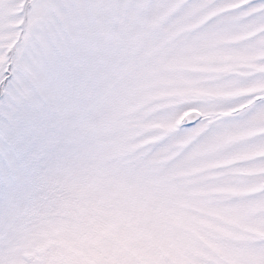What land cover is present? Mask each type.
I'll list each match as a JSON object with an SVG mask.
<instances>
[{
    "label": "snow or ice",
    "instance_id": "1",
    "mask_svg": "<svg viewBox=\"0 0 264 264\" xmlns=\"http://www.w3.org/2000/svg\"><path fill=\"white\" fill-rule=\"evenodd\" d=\"M235 3L16 0L15 40L0 41V264H237L241 250H206L204 242L210 232L232 235L226 225L237 221L264 233V167L257 182L243 189L229 187L225 170L213 174L223 179L207 185L253 193L237 202L247 206L244 214L229 205L200 207L194 214L189 209L206 204L193 199L202 194L199 186L171 178L186 174V154L236 123L233 117L212 120L201 101L177 103L152 143L108 168L92 165L102 145L100 117L112 111L121 90L162 76L206 36L232 26V17L256 10L244 22L264 23V0L227 7ZM195 20L202 21L198 28L183 30ZM190 108L200 115L181 120ZM258 108L264 98L240 116ZM173 156L171 165L161 163ZM68 161L76 163L69 167ZM33 219L39 228L32 247L58 242L40 261L23 260L17 246L22 222ZM253 248L264 264V237Z\"/></svg>",
    "mask_w": 264,
    "mask_h": 264
},
{
    "label": "rangeland",
    "instance_id": "2",
    "mask_svg": "<svg viewBox=\"0 0 264 264\" xmlns=\"http://www.w3.org/2000/svg\"><path fill=\"white\" fill-rule=\"evenodd\" d=\"M244 3L247 0H237L227 7L235 8ZM13 5H16V0H0V41L15 40L13 29L17 22L12 17L19 11V6L13 8ZM227 7L216 11H226ZM253 11L256 10L232 17L235 22L232 26L206 36L198 50L177 58L162 76L145 79L138 85L121 90L112 100V111L100 117L104 123L99 133L102 145L92 165L99 169L108 168L113 160L139 152L153 142L154 134L159 136L164 132L170 121L171 109L177 103L201 101L208 106L212 120L225 116L233 117L237 122L223 127L218 135L193 147L181 161L187 166L186 174L172 173L171 178L179 182L192 181L199 186L202 194L193 199L206 204H195L189 209L194 214H200L196 211L200 207L216 205H229L240 214L248 212L247 206L237 202L247 200L253 193L233 194L227 190H212L207 185L223 179L213 174L225 170L229 173V187L243 189L257 182L260 168L264 167V108H258L246 117L240 116L256 100L264 98V87L260 86L264 81V35H261L264 23L259 20L244 22V18ZM201 22L195 20L185 25L183 30H195ZM2 80L3 73L0 72ZM241 100L243 102L239 103ZM191 110L200 113L199 109L190 108L180 119L184 120ZM113 115L117 117L115 122L111 119ZM175 159L173 156L161 163L168 166ZM74 163L68 161L67 166ZM38 228V219L21 224L17 246L23 260L40 261L46 250L58 244L48 239L40 247H32L31 240ZM226 228L232 235L210 232L204 242L205 249L210 250L216 245L239 249L237 264H260L259 252L253 246L259 237H264V233H260L252 222L241 225L237 221L226 225ZM3 255L4 248L0 243V256Z\"/></svg>",
    "mask_w": 264,
    "mask_h": 264
},
{
    "label": "water",
    "instance_id": "3",
    "mask_svg": "<svg viewBox=\"0 0 264 264\" xmlns=\"http://www.w3.org/2000/svg\"><path fill=\"white\" fill-rule=\"evenodd\" d=\"M192 114L200 115V113H199L198 111H196V110H191V111H189V112L186 114L185 119H186L189 115H192Z\"/></svg>",
    "mask_w": 264,
    "mask_h": 264
}]
</instances>
